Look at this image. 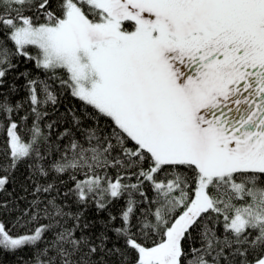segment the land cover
I'll return each mask as SVG.
<instances>
[{"label":"snow or ice","instance_id":"1","mask_svg":"<svg viewBox=\"0 0 264 264\" xmlns=\"http://www.w3.org/2000/svg\"><path fill=\"white\" fill-rule=\"evenodd\" d=\"M17 253L264 264V0H0V254Z\"/></svg>","mask_w":264,"mask_h":264},{"label":"trees","instance_id":"2","mask_svg":"<svg viewBox=\"0 0 264 264\" xmlns=\"http://www.w3.org/2000/svg\"><path fill=\"white\" fill-rule=\"evenodd\" d=\"M77 103L75 100H72L71 98L68 99H64L62 98L61 100V104L59 105V111L63 112L65 107L70 105V104H75ZM23 166H21V170L18 171L16 173V176L19 180V178L22 177L23 174ZM13 189H15L16 193L20 194V189L18 184L17 185H9V191H13ZM6 219L10 220L11 217H6ZM20 253H17L16 255H12V254H0V264H17V260L20 257ZM23 255H27V253L25 252Z\"/></svg>","mask_w":264,"mask_h":264}]
</instances>
